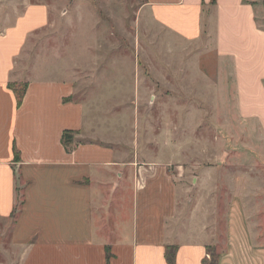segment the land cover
Returning a JSON list of instances; mask_svg holds the SVG:
<instances>
[{"label":"crops","instance_id":"crops-1","mask_svg":"<svg viewBox=\"0 0 264 264\" xmlns=\"http://www.w3.org/2000/svg\"><path fill=\"white\" fill-rule=\"evenodd\" d=\"M139 1L154 22L210 50L216 70H230L238 118L258 124L264 137V27L257 21L264 0ZM23 10L0 29V217H12L19 190L10 231L19 264H168L169 245L174 264H205L213 247L216 264H264V228L252 227L238 197L221 241L202 213L178 224L168 163L144 161L146 150L128 135L114 138L116 121L87 119L95 93L81 91L78 70H16L29 39L49 22L46 4ZM11 82L27 83L20 105ZM66 129L76 132L69 151L61 142Z\"/></svg>","mask_w":264,"mask_h":264},{"label":"rangeland","instance_id":"rangeland-1","mask_svg":"<svg viewBox=\"0 0 264 264\" xmlns=\"http://www.w3.org/2000/svg\"><path fill=\"white\" fill-rule=\"evenodd\" d=\"M27 3L48 5L49 22L29 39L16 70H78L81 91L95 93L87 119L116 121L114 138L128 135L146 150L144 161L168 163L180 226L202 213L221 241L238 197L252 227L264 228V137L258 124L238 118L230 70H216L210 50L154 22L139 0H0V29H10ZM257 21L264 27L263 4ZM20 194L12 217H0V264H19L10 231ZM209 253L211 260L215 247Z\"/></svg>","mask_w":264,"mask_h":264},{"label":"trees","instance_id":"trees-1","mask_svg":"<svg viewBox=\"0 0 264 264\" xmlns=\"http://www.w3.org/2000/svg\"><path fill=\"white\" fill-rule=\"evenodd\" d=\"M8 86L14 91L16 95L17 104L20 105L22 98L24 96L26 87H27V83L26 82H11L8 84ZM75 133L76 132L74 130H69V129H66L62 132L61 142L67 151L70 150V146L72 145ZM15 210L16 208L14 209V211ZM175 250H176V247L173 245H169L166 247L165 257H166L168 264H174ZM205 264H216L215 256L211 260L205 261Z\"/></svg>","mask_w":264,"mask_h":264}]
</instances>
